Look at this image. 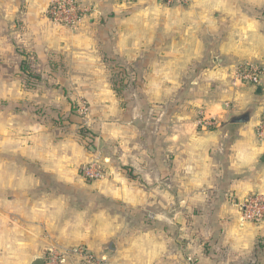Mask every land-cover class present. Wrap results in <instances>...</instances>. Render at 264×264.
Returning a JSON list of instances; mask_svg holds the SVG:
<instances>
[{"label":"crops","instance_id":"1","mask_svg":"<svg viewBox=\"0 0 264 264\" xmlns=\"http://www.w3.org/2000/svg\"><path fill=\"white\" fill-rule=\"evenodd\" d=\"M50 1L0 0V264L51 250L79 264L78 248L103 264H264V222L241 210L264 193V0H77L91 13L73 29L49 20ZM247 63L260 88L236 81ZM79 100L104 177L48 193L90 182Z\"/></svg>","mask_w":264,"mask_h":264},{"label":"built area","instance_id":"2","mask_svg":"<svg viewBox=\"0 0 264 264\" xmlns=\"http://www.w3.org/2000/svg\"><path fill=\"white\" fill-rule=\"evenodd\" d=\"M130 2L132 0H124ZM184 2L185 0H167L168 4L173 2ZM91 10L81 6L77 0H51L46 14L49 20L57 26L73 29L77 27L82 19L89 15ZM259 66L247 63L236 70L235 79L239 83H247L257 86L261 78ZM197 125L202 128L216 125L215 119L200 116ZM256 136L264 140V114L256 126ZM81 174L84 178L92 181L100 180L104 177L105 168L98 161L88 163L81 167ZM242 219L247 222H264V193H253L249 195L241 205ZM75 253L79 257V264H103L94 255L78 248ZM63 257L54 250L49 251L45 264H63Z\"/></svg>","mask_w":264,"mask_h":264},{"label":"rangeland","instance_id":"3","mask_svg":"<svg viewBox=\"0 0 264 264\" xmlns=\"http://www.w3.org/2000/svg\"><path fill=\"white\" fill-rule=\"evenodd\" d=\"M30 88L32 89L33 94H35V93H37L39 91V89H38L39 86L30 87ZM52 88L53 87H48L47 89H45V91H46V94L51 95L53 97V99H54L56 97L55 96L56 92L51 90ZM58 90L63 95H65L66 97L67 96L71 97L72 90H71L70 87H66L65 91L64 90H60V89H58ZM70 103H72V102L70 101ZM71 106L73 107V111L74 112H72L70 117H72L73 121L76 123L74 125L75 127H73L74 134L79 135L80 139L83 142V146H84V148H85V150L87 152H89L90 149H94L93 150L94 152L96 151L95 152L96 156H95V158L93 159L92 162L98 161L101 164L102 163L105 164L107 162L105 160L110 158L109 155H108L109 152L106 149H104L102 146H100V144H97V146H96V142H95L96 141V139H95L96 136L91 131L93 129L92 128L93 127V123H92V120L90 119V115H89L88 107H87L88 105L86 104V101L85 100H79V101H76L75 103H73ZM49 120H50V118H49ZM49 123L51 125L57 126V128L60 129V128L63 127L64 123H67V121H66V119L59 118L58 122H52V120H50ZM72 125L73 124H71L69 126H72ZM65 126H68V124H65ZM78 130H79V133H78ZM69 134L72 135V132H69ZM51 153H53V152L49 151V159L52 158V156H53V154H51ZM115 158H117V157H115ZM115 158H112L111 161H109V164L112 165L113 168L120 169L121 166H119L118 164L114 163V159ZM125 169L121 168V170H125ZM80 172L78 173V175H79L80 179H82V175L80 174ZM53 179L55 180V178H53ZM133 180H135V179H133ZM84 182L86 183V185H84L83 188H81V186L78 185V184L75 185V183H74V185L68 184L70 187L68 186L69 189H67L65 185L59 184V183L56 184L53 180H52V182L49 180V185H48L49 192L48 193H75L74 190H76L78 193L80 192V190H82L83 192L89 193V191L91 189L90 188L91 184L97 183L96 181H92V180H90V182L89 181H87V182L84 181ZM83 192H80V193H83ZM47 257H48V254L46 255L45 262L47 260Z\"/></svg>","mask_w":264,"mask_h":264},{"label":"water","instance_id":"4","mask_svg":"<svg viewBox=\"0 0 264 264\" xmlns=\"http://www.w3.org/2000/svg\"><path fill=\"white\" fill-rule=\"evenodd\" d=\"M261 86V81L258 83L257 87L260 88ZM258 88V92H260V89ZM244 117H235L233 119H231L232 122H238V121H243ZM46 258V255H45ZM45 258H39L37 257L36 259H34V263L33 264H45Z\"/></svg>","mask_w":264,"mask_h":264},{"label":"trees","instance_id":"5","mask_svg":"<svg viewBox=\"0 0 264 264\" xmlns=\"http://www.w3.org/2000/svg\"><path fill=\"white\" fill-rule=\"evenodd\" d=\"M22 71L25 72L26 75L30 76L31 77H35L34 73H32V71L30 70V68H28V65H22Z\"/></svg>","mask_w":264,"mask_h":264}]
</instances>
